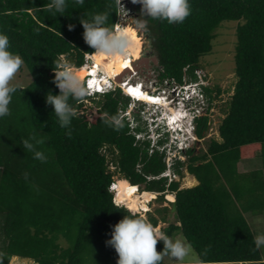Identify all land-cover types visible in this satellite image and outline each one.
Instances as JSON below:
<instances>
[{
    "label": "trees",
    "instance_id": "16d2710c",
    "mask_svg": "<svg viewBox=\"0 0 264 264\" xmlns=\"http://www.w3.org/2000/svg\"><path fill=\"white\" fill-rule=\"evenodd\" d=\"M51 2L0 0V32L9 36L11 50L25 61L17 75L27 71L31 78L27 85L16 86L11 114L0 119L4 264L12 257L36 264H116L118 256L107 243L112 228L124 215H137L113 202L109 186L116 174L142 191L160 193V199L166 192L174 194L169 204L175 220L162 231L171 238L180 231L199 264H264L254 244L255 232L261 231L254 232L245 216L264 213V0H190L191 14L181 24L144 17L158 59V79L177 84L197 79L199 58L211 51L218 25L237 21L236 80L218 125L219 139L211 138L197 154L194 146L186 149V159L173 165V173L182 176L180 168L186 163L198 182L185 188L177 181L152 178L165 170L164 155L148 140L136 139L142 129L131 127L120 114L129 103L120 90L70 99L77 115L70 129L59 125L45 102L47 93H59L52 69L62 58L79 68L86 55L94 53L83 40L80 20L106 14L104 26L114 31L118 11L115 0H68L67 13L56 17L49 11ZM134 8L141 12L140 6ZM81 83L84 86L83 78ZM219 93V88L204 87L207 108L196 119L198 138L209 129L207 113ZM87 100L95 109L83 112ZM114 117L122 127L113 123ZM33 137L43 139L37 150L45 152L47 162L23 147ZM250 154L262 167L240 172L238 164ZM168 210L156 208L146 218L157 226L166 222ZM162 249L160 242L157 251Z\"/></svg>",
    "mask_w": 264,
    "mask_h": 264
},
{
    "label": "clouds",
    "instance_id": "9594fccd",
    "mask_svg": "<svg viewBox=\"0 0 264 264\" xmlns=\"http://www.w3.org/2000/svg\"><path fill=\"white\" fill-rule=\"evenodd\" d=\"M115 1L118 13H124L125 17L128 16L125 7L129 10L128 7L131 3L139 4L141 14L144 15L145 19L166 20L169 24L183 23L186 18L190 16L192 10L190 0ZM76 2L83 4L84 0H76ZM121 2H123V5ZM67 4L68 0H52L49 11H53L56 17L58 15H65L68 10ZM107 19L108 15L97 14L91 21L82 23L80 20L83 27V40L90 48L94 49L97 54L113 55L116 53H123L129 44L128 34L123 29H118L116 32H113L105 27L104 25ZM121 21L123 22L124 20ZM121 21L118 19L114 30L117 25H121ZM145 26L144 23L139 25L140 28H144ZM69 27L71 28L72 26L69 25ZM91 57L92 55H86L84 65L79 67L88 69V73L83 78L84 86L73 66L69 62L63 60V58L61 62L57 63L56 70L52 69L54 73L53 83L59 90V93L55 95L51 92L47 93L45 102L51 106L52 112L57 117L59 125L62 128L70 129L72 120L77 115L69 102L70 99L79 100L83 99L85 96L92 97L97 94L103 95L120 90V93L128 98L129 103L124 111L119 112L129 121L130 125L134 122L135 125H131V127H136L140 119L147 123V120L143 118L142 110L138 115L133 112L132 117L128 116L129 112L132 110L127 112V109L132 102L152 107L151 111L153 114L150 116V125L147 123V127H145L144 130L138 125L142 131L135 134L136 139L148 140L152 148H156L159 153L164 155L165 170L157 177L152 178L163 177L166 178L168 182L176 181V174L173 173V165L176 161H184L181 159V155L184 156V151L191 148L193 144L200 139L196 135V119L206 111L207 106H205L206 97L204 95V87L208 85L203 82V79L198 78V75L195 81L184 80L182 84H177L174 81L168 80H163L161 82L159 79L158 83H156L157 81L151 79V72L141 73V68L144 66L143 63H145L141 61V57L132 63L133 70L128 73L125 72L119 77L107 76L100 68H96L94 73H90L95 65L94 61H88ZM24 63V59L18 53L11 50L9 36L0 32V119L11 114L10 105L13 95L19 90L12 84V81L21 70ZM135 70H138L139 74L138 71L136 72ZM130 73L134 74L129 77L128 74ZM132 78H134L133 81ZM93 80H95V83H91ZM127 82H129L130 85L138 87L142 92L151 95L150 97L154 96V98H160L167 104H152L136 99L124 88ZM202 108H204L203 113L200 111ZM154 109H159V111ZM113 123L117 127H122L119 118L114 117ZM149 126H153V129L148 128ZM150 133L156 136L154 142L151 140V136L149 137ZM140 134L144 136L141 138V136H139ZM43 143V139L33 137L32 142L25 140L23 142V147L33 152L36 159L41 162H47L45 152L37 150V147ZM185 143H189L191 146L187 147ZM25 178H27V174H25ZM118 180L121 179L116 178L111 182L109 191L116 205L127 208L125 204L116 201ZM133 186L137 194L145 192L142 191L138 185ZM151 193L154 194L155 192ZM168 194L174 196L173 193L168 192ZM165 201L166 204L167 202L169 204L173 202L174 199H166ZM127 210L137 215H124V217L113 226L111 238L107 241V243L114 248L118 256L116 264H163L165 256H169L179 262V264H197L198 258L195 256L191 243L187 241L186 238L173 239L161 229L156 228L147 218L141 216V212L144 215L151 212L149 209H141L140 212L136 213H133L128 208ZM160 242L163 243V249L157 251V244ZM254 244L256 248L264 247V233H260L254 238ZM0 264H4L3 259H0Z\"/></svg>",
    "mask_w": 264,
    "mask_h": 264
},
{
    "label": "rangeland",
    "instance_id": "374dc122",
    "mask_svg": "<svg viewBox=\"0 0 264 264\" xmlns=\"http://www.w3.org/2000/svg\"><path fill=\"white\" fill-rule=\"evenodd\" d=\"M134 6H140L139 4H132L128 7L129 10H127V8L125 7L126 11L128 12V16L125 17V19H123L124 21L120 22V24L122 25H127V26H131L133 28L136 29L137 35L141 40V51H140V57L144 54L145 56H148V54H154L155 55V50L152 49L150 47L149 44V40L147 38L146 32H145V27L144 28H140L139 25L141 23H145L144 21V15L138 12L134 11ZM131 7V8H130ZM122 25V26H123ZM237 26V21H222L218 27L216 28V30L214 31L215 33V37L212 40V48L211 51L208 52L207 54L201 56L199 58V69L196 70V75H198V78L203 79V82L208 85L211 88H219L220 93L213 98L212 101V106L211 108H209V112L208 114V118H209V129L207 130V132L205 133L203 138L198 139V141H196L193 146L194 149L196 151V154L199 153V151H204L207 147V144L209 143V140L211 138H215V139H219L218 136V125L221 121V119L224 117V110H226L227 107V102L232 94L233 91V86L236 80L235 74H234V53H235V46H236V35H235V28ZM127 55H125L124 57V62L126 59ZM139 57V59H140ZM88 61H94L95 65V69L96 68H100L103 69L102 71L104 72V66L103 63H101L96 54L95 51L92 55V57L90 58V60ZM137 61V60H136ZM89 62V63H90ZM100 63V64H98ZM102 66V67H101ZM76 74L79 76L80 80L84 77L85 73H86V69L84 67L82 68H75L73 67ZM112 73L109 74H105L107 76H113L115 72V68H112ZM136 72L138 70H135ZM152 73V80L157 81L156 83H158V72L157 71H153ZM134 73H130L128 74V76H132ZM139 74V71H138ZM127 75V74H126ZM124 75V76H126ZM134 77V76H133ZM146 77V76H144ZM147 78V77H146ZM30 74L29 72H23L21 75H16V77L14 78V80L12 81V84L14 86H25L30 82ZM134 78H132L133 81ZM188 81V80H185ZM133 85H130L129 82H127L124 85V88L126 89V91L128 93H131V95L133 97H135L136 95H138V93H141L140 91H136L134 92V90H132ZM139 90V88H138ZM143 93V92H142ZM216 92L213 91L211 93L212 96H215ZM94 103L87 100L85 101V111H90V109H95L94 107ZM205 106L206 103H205ZM151 106H147V105H143V104H139L136 102H132V104L129 106V108L127 109V112H129L130 117H132V113L134 112L137 113V115L141 112L142 110V115L143 118H145L147 120L148 125H150L151 121H150V116H152V111H151ZM204 108L200 109V111L203 113ZM154 110H158L159 109H154ZM165 110V108H164ZM156 111V112H158ZM200 112V113H201ZM124 114V113H123ZM156 114V113H155ZM140 119V118H139ZM132 120V118H131ZM146 122L142 121V119L139 120V122H137V125H139L143 130L147 124ZM131 125H135L134 122L131 123ZM148 128L153 129V126H149ZM139 136H141V138L144 136L143 134H140ZM151 136V140L154 142L155 141V137L153 135V133L149 134V137ZM185 146H191V144L189 143H185ZM247 157H245L243 160L240 161V163L238 164V170L240 172H247L256 168H261L262 165L260 164V159L259 158H254L253 156H251V154ZM181 159L185 160L186 158L184 156L181 155ZM112 169V167H110ZM262 169H264V167H262ZM180 171L182 173V176L176 175L175 179L176 181L179 183V187L180 188H185V187H191L192 185H196L198 182L196 181V179L194 178V176L190 175L186 169V163H183V165L180 168ZM118 177V174H116L114 176V179H116ZM264 178V175H263ZM188 180V181H187ZM195 182V183H194ZM186 183V184H185ZM193 183V184H192ZM140 187H143V185H141ZM168 194V192L164 193L162 195V199L158 198L160 193H154V197L153 198H149L147 200H144V204L146 207V209H149L150 211H154V209L162 207V206H166L169 210L166 214V222H158V225L156 226V228L158 229H163L164 227H166L168 225V223L174 222V217H173V212L171 211V205L166 204V199H168V196L166 195ZM151 199V200H150ZM150 200V201H149ZM235 205H238L236 200H234ZM240 206V205H238ZM127 207V206H126ZM133 213L136 212H140L141 208L138 206L137 209L135 210H131ZM141 216L143 217H147V215H144L141 212ZM155 216H158V214L155 213ZM246 216V215H245ZM248 217V216H247ZM251 217V216H250ZM258 218V217H257ZM256 218V219H257ZM248 221L250 222L251 219L248 217L247 218ZM256 219H253L254 221ZM261 222H263L262 225H258V230L256 229V226L254 227V224L252 222V230L261 231V233H264V213L263 216L258 218ZM263 228V231L262 229ZM260 233H256L255 232V236H257ZM173 239H183V236L181 234L180 231H176L173 236ZM260 254L262 256V258L264 259V247L259 248ZM195 253V252H194ZM196 256V254H195ZM169 256H167L168 258ZM197 257V256H196ZM169 263L168 264H179V262L175 261L172 258H168L167 260ZM9 264H36L32 259L29 258H21V257H12L9 261ZM197 264H199V262L197 261ZM249 264H256V263H249Z\"/></svg>",
    "mask_w": 264,
    "mask_h": 264
},
{
    "label": "bare ground",
    "instance_id": "6f19581e",
    "mask_svg": "<svg viewBox=\"0 0 264 264\" xmlns=\"http://www.w3.org/2000/svg\"><path fill=\"white\" fill-rule=\"evenodd\" d=\"M123 25V24H122ZM117 25L115 30L113 32H116L118 29H123L127 34L129 38V44L127 46V49L123 53H116L113 55H107V54H96L98 60L103 63L105 73L109 74L112 73V68H115V72L113 76L110 77H119L123 73L130 72V67H124V65H128L129 63L132 65V63L138 59L141 51V40L137 35L136 29L127 26V25ZM93 55V54H92ZM127 55L125 62L124 57ZM100 64V63H98ZM102 67V66H101ZM103 70V69H102ZM88 69H86L85 75L88 73ZM95 72V67L90 73ZM84 75V76H85ZM84 78V77H83ZM91 83H95V80L91 81ZM138 93V95L135 96L136 99L140 101H145L152 104H164L167 103L164 102L160 98H154V96L150 97L151 95L146 94L145 92ZM137 93V92H136ZM131 94V93H129ZM173 122V121H172ZM171 122V123H172ZM188 181V180H187ZM186 184V183H185ZM193 184V183H192ZM168 199L173 200L174 196L171 194H168ZM154 194L151 192H143L137 194L135 192V187L133 185H130L127 181L121 179L117 181V195H116V201L118 203H123L127 206L130 210H135L139 206L141 209H145L146 206L144 204V200H147L149 198H153Z\"/></svg>",
    "mask_w": 264,
    "mask_h": 264
},
{
    "label": "flooded vegetation",
    "instance_id": "af4514ba",
    "mask_svg": "<svg viewBox=\"0 0 264 264\" xmlns=\"http://www.w3.org/2000/svg\"><path fill=\"white\" fill-rule=\"evenodd\" d=\"M151 56H153V54H148V56H145L144 54L141 56V59L142 58H150ZM140 57V55H139ZM138 57V59H139ZM137 59V60H138ZM144 66L141 68V73L144 74V73H150V72H153L154 70L156 71L157 68H158V65H155L154 63H152V61H149L147 64L146 63H143ZM127 67H130V71L133 70V66L129 63L127 65ZM132 90H134V92L136 91H141L140 89L138 90V87L134 86L132 87Z\"/></svg>",
    "mask_w": 264,
    "mask_h": 264
},
{
    "label": "crops",
    "instance_id": "0c3cea01",
    "mask_svg": "<svg viewBox=\"0 0 264 264\" xmlns=\"http://www.w3.org/2000/svg\"><path fill=\"white\" fill-rule=\"evenodd\" d=\"M245 215H246V217L248 216L250 219H251V221H250V224L252 225V222H253V224L256 226V229L258 230V225H262L263 224V222H261L258 218L261 216H263V214H259V215H257V216H251L249 213H245ZM251 216V217H250ZM247 217V218H248ZM258 217V218H257ZM257 218V219H256ZM253 219H256L255 221L253 220ZM262 229V231H263V228H261Z\"/></svg>",
    "mask_w": 264,
    "mask_h": 264
},
{
    "label": "water",
    "instance_id": "95a60500",
    "mask_svg": "<svg viewBox=\"0 0 264 264\" xmlns=\"http://www.w3.org/2000/svg\"><path fill=\"white\" fill-rule=\"evenodd\" d=\"M142 62H145L146 64L149 62V61H152V63H154L155 65H158V59L156 56H151L150 58H142L141 59ZM194 186V185H193Z\"/></svg>",
    "mask_w": 264,
    "mask_h": 264
},
{
    "label": "built area",
    "instance_id": "2783aa9c",
    "mask_svg": "<svg viewBox=\"0 0 264 264\" xmlns=\"http://www.w3.org/2000/svg\"><path fill=\"white\" fill-rule=\"evenodd\" d=\"M121 3L123 5V2H121ZM124 17H125L124 13H121V12L118 13V19H119V21L123 20Z\"/></svg>",
    "mask_w": 264,
    "mask_h": 264
},
{
    "label": "snow or ice",
    "instance_id": "6c2138e0",
    "mask_svg": "<svg viewBox=\"0 0 264 264\" xmlns=\"http://www.w3.org/2000/svg\"><path fill=\"white\" fill-rule=\"evenodd\" d=\"M124 67H127V65L125 64Z\"/></svg>",
    "mask_w": 264,
    "mask_h": 264
}]
</instances>
